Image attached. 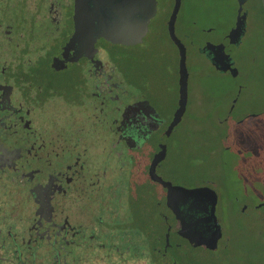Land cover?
Wrapping results in <instances>:
<instances>
[{
    "label": "flooded vegetation",
    "instance_id": "af4514ba",
    "mask_svg": "<svg viewBox=\"0 0 264 264\" xmlns=\"http://www.w3.org/2000/svg\"><path fill=\"white\" fill-rule=\"evenodd\" d=\"M246 1L240 11L242 31L230 41L236 9L224 33L208 27L202 29L208 37L200 39L178 26L183 6L179 0L173 35L184 47L185 64L200 60L217 75L239 76L235 56L250 28ZM256 1L261 7L260 0ZM76 4L74 10L75 0H0V261L6 264H95L92 258L82 261L83 227L90 217L86 208L100 185L111 184L109 171L116 147L124 149L132 163L130 183L138 159L142 161L138 173L151 181L147 168L163 132L159 104L148 95L144 79L131 83L120 65L129 60L128 49H137L141 58L152 53L159 37V18L166 14L164 27L178 66V48L167 32L173 0L168 4L165 0H76ZM135 25L141 26L139 43L114 42L118 32ZM129 85L135 89L128 90ZM241 89L237 85V95L229 100L222 119L229 117ZM188 102L186 89L185 110ZM98 160H104L103 172ZM198 186L216 194L214 216L219 233L213 237V247L207 242L192 246L187 237L177 234L179 221L166 207L172 218L169 233L175 232L178 238L158 250L156 264H181L175 252L188 264H197L195 249L210 255L234 249L229 237H223L214 185L208 181L185 187ZM122 223L125 229L131 225V221L116 220L110 227ZM89 224L87 250L94 257L103 244L117 238L109 224H104L106 231H94L92 226L99 224L94 215ZM197 227L207 240L214 223L204 220ZM195 235L192 230L191 236ZM100 238L105 241L98 242ZM229 254L231 264H238Z\"/></svg>",
    "mask_w": 264,
    "mask_h": 264
},
{
    "label": "rangeland",
    "instance_id": "374dc122",
    "mask_svg": "<svg viewBox=\"0 0 264 264\" xmlns=\"http://www.w3.org/2000/svg\"><path fill=\"white\" fill-rule=\"evenodd\" d=\"M235 9V0H183L178 26L189 30L192 37L204 39L208 35L202 29L208 27L224 33L233 22ZM244 9L249 14L250 28L235 56L239 76L217 75L200 60L186 62L188 107L167 138L165 157L156 170L163 179L183 186L209 181L218 194L216 214L223 237H229L234 249L224 255L221 251L210 255L195 249L193 252L199 256L197 264H231L229 252L238 264H264V15L256 0H247ZM165 19L166 14L159 18V37L153 42L152 53L141 58L137 49H128L129 60L120 65L131 83L144 79L148 95L158 101L162 127L175 110L178 94L177 54L167 37ZM190 21L193 23L189 24ZM194 47L195 42L188 45V52ZM237 85H242L240 96L229 117L222 119L229 100L237 95ZM130 89L135 88L129 85ZM220 120L223 121L219 123ZM127 158L124 149L116 147L109 171L111 184L100 185L86 208L90 217L99 219L93 230L106 231L108 226L104 224L110 227L116 220L133 222L132 219L149 216L144 230L159 248V237L165 229L161 217L172 223L161 204L164 190L140 176L141 159L136 161L135 174L132 173L133 182L138 184L130 183L132 163ZM103 164L104 160H100L101 172ZM90 217H86L83 227L82 261L86 263L91 257L86 236L91 229ZM109 229L116 238L127 232L123 225ZM130 239L129 260L137 262V255L145 251L144 243L136 234ZM104 241L100 238L98 242Z\"/></svg>",
    "mask_w": 264,
    "mask_h": 264
},
{
    "label": "water",
    "instance_id": "95a60500",
    "mask_svg": "<svg viewBox=\"0 0 264 264\" xmlns=\"http://www.w3.org/2000/svg\"><path fill=\"white\" fill-rule=\"evenodd\" d=\"M244 0H236V18L234 27L228 32L230 41L239 36L243 28V13L240 14L242 4ZM261 7L264 11V0H260ZM179 6V0H173L171 12L167 20V32L171 40L175 43L178 48V69H177V102L176 108L172 113L170 120L168 121L163 132L159 136L158 150L152 155L151 160L148 164L147 175L153 182L158 183L164 189V204L171 211L174 218L179 221V229L177 234L183 235L188 238L189 243L192 246H196L199 243L207 242L209 248L213 247V237L219 233V225L216 222L214 216V206L216 202V194L214 191L207 186L198 187H185L179 184H173L169 180L163 179L160 175L155 172L156 166L160 165L166 154V140L170 135L173 128L179 123L185 110L186 103V80L187 72L185 67V53L184 47L176 37L173 35V23L175 15ZM77 9L75 0L74 10ZM141 26L135 25V27H129V29L122 33L116 34L114 42L122 43L124 45H132L141 41L142 31ZM211 220L214 223V230L211 232L209 239L205 240L202 236V231H198V225L203 221ZM200 221V222H199ZM194 230L196 235L191 236V231ZM169 226L166 228L164 234V242L168 244Z\"/></svg>",
    "mask_w": 264,
    "mask_h": 264
},
{
    "label": "trees",
    "instance_id": "16d2710c",
    "mask_svg": "<svg viewBox=\"0 0 264 264\" xmlns=\"http://www.w3.org/2000/svg\"><path fill=\"white\" fill-rule=\"evenodd\" d=\"M259 9L261 10L260 5H259ZM261 12H263V11L261 10ZM167 123H168V121H167ZM165 127H166V125L163 126L160 129V131L162 132ZM173 130H174V128H173ZM170 136H169V138H170ZM198 145H200V144H198ZM200 146H203V145H200ZM161 204L166 209V211L169 213V217L171 218V213L169 212V210L166 208V206L164 204V198H162ZM161 219L163 221L165 229L163 230V232L161 233V235L159 237V241H158V244L160 245L159 248L155 247V245L153 243L155 240L153 238H151V236H150L151 234L145 233L144 229H146L145 227H147L149 225L148 222H150V217L148 216L147 218L145 217L144 219L143 218L132 219L134 221L131 222V225L129 224L130 226L127 225L128 228H126L130 231V233H129L130 236H128V238L126 235L127 233H125L124 235H122L120 238H117L116 240H111V242H108V243L106 242L105 244L102 245L98 255L93 257L92 256L93 254H92L90 259L91 258L94 259L95 264H156V258H157L158 250L160 253L162 251L161 250L162 248H166L168 246L164 242V232H166V226L169 223L168 222L169 219H167V218L165 219L162 217H161ZM146 220H148V222ZM129 227H130V229H129ZM132 233L139 236L140 239L142 240V242L144 243L143 246H144L145 251L142 252L141 254L137 255V258H138L137 262H131V260H129V256L131 257V253L128 251L127 243L129 242L130 237L133 235ZM171 234L173 235L172 237H171ZM176 238H178V237L175 234V232L171 231L170 235L168 237V244L173 239L175 241ZM184 247L186 248L188 246H184ZM174 255H176V256L178 255L177 260H179V262H181V263L184 262L183 261L184 259L182 258L183 256L181 254L175 252ZM229 257H230V255L228 256V259H229ZM159 261H160V259H159ZM186 263L188 264L187 260H185L184 264H186Z\"/></svg>",
    "mask_w": 264,
    "mask_h": 264
}]
</instances>
